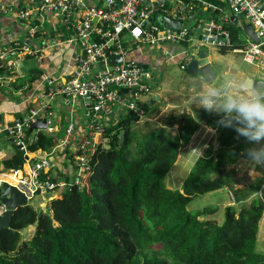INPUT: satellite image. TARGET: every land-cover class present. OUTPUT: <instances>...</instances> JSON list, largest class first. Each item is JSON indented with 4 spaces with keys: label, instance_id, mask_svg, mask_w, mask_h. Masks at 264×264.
Instances as JSON below:
<instances>
[{
    "label": "trees",
    "instance_id": "trees-1",
    "mask_svg": "<svg viewBox=\"0 0 264 264\" xmlns=\"http://www.w3.org/2000/svg\"><path fill=\"white\" fill-rule=\"evenodd\" d=\"M207 1L221 11L213 0ZM198 11L192 12V23ZM33 22L35 26L40 23L39 30L48 35L62 31L59 22ZM225 27L232 48L242 47L246 36L240 26L230 20ZM35 35L41 37L39 32ZM33 70L23 82L31 84L40 77L41 72ZM158 108L157 103L148 104L146 116L152 118ZM198 113L199 124L217 133L219 148L215 156L194 164L180 190L166 187L165 179L199 124L191 116L177 118L171 122L172 127L178 126L172 135L149 120L139 127L128 114L105 127L100 139L106 142L97 144L85 179L77 176L75 165L74 175L64 179L65 187L57 190L56 197L47 198L46 210L29 205L15 210L10 228L0 231V264H264V252L256 251L264 192L262 198L254 196L249 205L237 209L235 204L244 202L250 193L236 192L232 182V175L240 171L241 155L252 145L243 137L237 139L233 129L219 127L217 114ZM121 130L124 140L119 143ZM52 142V136L39 131L24 152L17 147L16 156L2 165L16 171L27 159L25 152L44 151ZM251 185L256 194L262 180H253ZM225 186L238 196L224 208L221 224L205 219L216 208L187 210L195 197ZM31 226L32 237L22 240L21 232Z\"/></svg>",
    "mask_w": 264,
    "mask_h": 264
},
{
    "label": "built area",
    "instance_id": "built-area-1",
    "mask_svg": "<svg viewBox=\"0 0 264 264\" xmlns=\"http://www.w3.org/2000/svg\"><path fill=\"white\" fill-rule=\"evenodd\" d=\"M21 2L14 0L7 5L6 13L16 10V18L38 23L58 19L62 31L48 35L45 30H39L40 23L33 26L28 42L12 41L1 49L0 70L14 71L21 57L41 60L58 53L63 55L69 47L79 44V53L74 56L70 72L62 74L64 80L57 83L47 78L37 98L50 102L62 97L81 102L88 126L74 149L73 157L78 167L77 176L81 178L86 175L87 163L107 126L103 120L108 121L116 110L131 114L137 123L146 118L141 101L153 95L149 84L154 80L151 69L158 67L142 56L152 55L154 51L161 59L159 68L172 63L185 70L189 62L198 58V50H235L244 63L254 66L264 77V51L261 48L264 44V0H229L234 18L251 23L260 40L254 43L247 39L236 49L232 48V38L225 27L230 21L228 17L222 21L207 20L200 34L193 35L196 28L191 22L192 12L199 7L217 9L205 0H99L98 4L92 0H25L23 8ZM162 15L181 21V28H163L157 23V18ZM38 32L41 37L35 35ZM127 43L132 47L127 48ZM168 46L176 51H171ZM116 56H121V62L107 63ZM101 62L104 64L100 65ZM50 113L42 116L38 110L32 109L28 115L0 127V138H6L11 145L25 151L26 131L42 118L47 117L48 123ZM101 121L104 127L100 126ZM74 128L75 124H70L66 131L68 136L72 135ZM51 172L50 156L43 154L30 168L31 182L21 181L19 184V190L27 200L34 195L44 196L46 200L56 197L57 190L65 187L54 179ZM5 211L6 207L0 203V217Z\"/></svg>",
    "mask_w": 264,
    "mask_h": 264
},
{
    "label": "crops",
    "instance_id": "crops-1",
    "mask_svg": "<svg viewBox=\"0 0 264 264\" xmlns=\"http://www.w3.org/2000/svg\"><path fill=\"white\" fill-rule=\"evenodd\" d=\"M16 1L25 2V0ZM92 1L94 4L99 3V0ZM2 2L11 4L14 2V0H0V3ZM169 3H171V1ZM213 3H215V5H217L221 9V11L217 12L214 10L206 9L204 7H199V17L197 19H194V22L192 24L193 27L196 28V31L193 32L194 36L200 34L202 26L207 20L213 19L215 21H222L225 17H228L231 21H233L232 18L234 16L229 8V0H213ZM23 7L24 5H21V8ZM16 13L17 11L15 10L14 12L5 13L4 16L0 15V50L8 44H11L12 41H28L29 32L32 27L35 26L33 21L20 20L19 18H16ZM48 21H51L55 24H58L59 22L58 19H49ZM235 25L239 26L238 23ZM247 39L249 38L243 37L244 41ZM32 43H34V41ZM168 47L171 51H176L174 47ZM69 48L63 55H60L58 53L52 57L50 56L51 58L47 57L41 60L25 59L18 61L17 72H5L3 77L0 75V125L11 123L15 119L24 116L26 112L32 109L38 110L42 116H46L48 112H51L52 116L51 118H49V122L47 123V130H42V132L48 136L53 137V145L51 148L45 149L44 151L39 150L34 153L25 152L27 157L26 164L22 168V170H20V172L16 173V175H14L13 173L5 172L6 169L2 165V162L15 157L18 148L11 145L4 138H0V183L5 182L10 185L19 184L20 176L27 172L29 168H31V164L39 159L43 154L50 156V159L52 161L51 173L56 181H58L57 179H59L60 183H63L65 178L72 177L74 175V149L84 137L88 126V119L83 111L82 104L78 100L74 102L68 98L62 97H56L50 102L45 99L37 98V94L44 89V84L47 78L54 81L57 79L65 78L61 74V72L68 70V68L73 64L74 56L79 51L78 45L75 44ZM209 49L210 48H204L202 50L207 51L209 61L216 76L214 82L211 83L212 85L218 84L227 79L229 75H236L237 73L249 76L255 80L264 79V77L259 76L260 71L252 65V72L244 69L241 70V67L237 64L234 58V54L238 56H240V54L235 52V50L227 51L228 53H221L219 50L212 48L220 54L219 57H215L211 54ZM156 53L157 52L153 51L152 55L148 54V56H142V59L150 60L151 62L152 59H154L156 63H151V65L159 68L161 59L159 58V56H155L157 55ZM62 57L66 58V61H61ZM29 68H33V71L41 72L40 77L31 84H29L27 80L23 82V80L28 76V71L30 70ZM198 76H196L191 81H201L203 84H207V82H205L201 76L197 78ZM220 76H222V78ZM191 81L186 82L185 80L180 79L178 80L177 85L180 86L183 83H187L186 85H188ZM149 84L152 87L154 93L150 97L143 98L141 101L142 105L144 106L145 104H150L152 99L155 98L156 100H154V103L151 104H161L164 97V86L156 83H154V86H152L151 82ZM171 92L176 93L174 91ZM164 98V103H166V97ZM167 105L169 107L168 102ZM125 114L126 113L124 111L116 110L115 114L112 115V117L108 121L103 120V122L106 125L116 124L122 119V117L125 116ZM156 114L157 113H155L152 118L146 119L153 122L156 119ZM42 119L45 120L44 118ZM70 124H75V128L72 135L68 136L66 131ZM99 124L100 126L104 127L102 121L99 122ZM39 131L41 130H35L31 134L28 133L27 137H25L26 143H30L34 139H36ZM19 150L21 149L19 148ZM21 151L24 152L23 150ZM10 175L15 176L16 183L9 181V177H11ZM4 176L6 178H4ZM82 177L83 179H85L86 175Z\"/></svg>",
    "mask_w": 264,
    "mask_h": 264
},
{
    "label": "rangeland",
    "instance_id": "rangeland-1",
    "mask_svg": "<svg viewBox=\"0 0 264 264\" xmlns=\"http://www.w3.org/2000/svg\"><path fill=\"white\" fill-rule=\"evenodd\" d=\"M22 5H24L23 2H21ZM9 4H6L4 2L0 3V7L2 8V11H0V15L4 16L6 13V6ZM28 42V41H26ZM22 43V42H21ZM42 43V40L40 41V45ZM32 44V42H31ZM127 48H131V44L127 43L126 44ZM41 47L39 46V49ZM143 50H148V48H144ZM211 54L214 55L215 57H219V53L215 50L210 48L209 49ZM1 51V50H0ZM208 51V49H207ZM228 53V52H227ZM241 56H238L234 54L235 61L237 64L241 67V70H248L252 72V66L249 64H246L242 61ZM23 58V57H21ZM18 58V61L19 59ZM28 58H24L21 60H25ZM20 60V61H21ZM152 63H155V60L152 59ZM31 69V68H29ZM153 78H155L152 82L151 85L154 86V83L156 84H161L164 86V91H163V96L166 97V100L169 104V107L167 105V102H165V98L163 97V102L159 104L158 110L155 112L157 113L155 115L156 119L152 122V124L160 126L162 128L166 127L169 133L172 135L177 134V129L178 126L174 125L173 127L171 126V122L177 121L180 117L182 116H191L195 119V121L199 124V111L203 110L201 108H198L195 104L190 105L192 98L197 94L199 91L200 87L202 86L201 81H191L195 77L191 76L188 74L187 70H183L179 68L177 64H169L165 65L163 68H155L151 69ZM0 72L5 73V72H10V71H2ZM13 72H17V69H15ZM30 71H28L29 74ZM34 75V73H33ZM31 76V74H30ZM259 76L263 75L260 73ZM198 76L197 78H199ZM222 78V76H220ZM183 79L186 82L191 81L188 85L186 84H181L180 86L177 85L178 80ZM64 80V78L57 79L55 82L60 83ZM264 80V79H263ZM171 91H174L176 93H172ZM190 105L191 111L194 115H191L187 111L188 106ZM147 107V105H144V108ZM30 113V110L26 112L24 115H28ZM128 115L125 114V116ZM124 116V117H125ZM123 118V117H122ZM148 118V116H146ZM144 118L140 122L136 123L139 127H142L147 119ZM178 118V119H177ZM10 124H3L0 125V127H4ZM171 126V127H170ZM105 129V128H104ZM209 128L206 127L203 124H199V128L195 131V135L193 134L191 140L189 141L188 145L181 148L179 152V156L177 158L176 163L174 164L173 169L170 171L168 176L165 179V185L171 190H180L183 180L187 176V174L191 171L193 168L194 164L199 160V159H208L212 156H215L219 145L217 142V133L208 130ZM7 140L6 138H4ZM7 142L10 143L9 140ZM106 141L101 140L99 143L104 144ZM210 148V149H209ZM193 150H199L201 153L200 156H198V153ZM211 154L206 155L208 152ZM26 161L22 168L25 166ZM33 163L31 164V166ZM22 168L16 170V171H8L6 170L5 172L13 173L16 175V173L20 172ZM237 168L240 170L238 172H235L232 175V182L234 183L233 188L236 190V192H243L247 193L249 192L250 195L249 197L242 203H236L235 207L239 209L240 206H247L249 205L250 201L254 198V196H258V198H262V194L264 192V187L262 188L261 192H257L256 194L253 193V188L251 185V182L256 179H261L262 180V185H264V169L258 170L261 174L253 176L249 173V162L247 160V157L245 155H241V164L237 166ZM23 173V172H21ZM262 176V177H260ZM20 182H31V174H30V168L27 172L22 174L19 178ZM59 181V179H57ZM2 184V183H0ZM20 184V183H19ZM19 184L15 185L19 189ZM22 193V192H21ZM25 196V195H24ZM238 194H234L232 190L229 189L228 186H225L221 188L220 190H217L215 192L207 193L204 195H200L195 197L187 206L188 211H198V210H203L206 207H213L217 209V212L214 215H209L205 217V219H211L215 220L216 223L221 224L223 221V212L224 208L228 205L234 204V200ZM28 205L38 209L42 207L47 208V202L48 200L45 199L44 196H38L34 195L27 200ZM200 220H203V218H200ZM259 231L257 235V244H256V251L258 252H264V213L262 215L261 220L259 221ZM34 233V227L31 226L27 228L25 231L21 232V238L22 240H28L32 237Z\"/></svg>",
    "mask_w": 264,
    "mask_h": 264
},
{
    "label": "clouds",
    "instance_id": "clouds-1",
    "mask_svg": "<svg viewBox=\"0 0 264 264\" xmlns=\"http://www.w3.org/2000/svg\"><path fill=\"white\" fill-rule=\"evenodd\" d=\"M193 104L210 114H217L219 127L233 129L237 139L243 137L252 145L243 155L249 162V173L253 176L261 174L258 170L264 169V83L229 75L218 84H202L192 98L190 105ZM190 105L187 111L194 115ZM208 130L215 133L214 129ZM193 151L201 155L199 150Z\"/></svg>",
    "mask_w": 264,
    "mask_h": 264
},
{
    "label": "water",
    "instance_id": "water-1",
    "mask_svg": "<svg viewBox=\"0 0 264 264\" xmlns=\"http://www.w3.org/2000/svg\"><path fill=\"white\" fill-rule=\"evenodd\" d=\"M234 21V24H239L240 28L242 29V32L254 43H259V38L254 30V27L251 23L245 22L243 19H235L232 18ZM157 23L161 25L165 29H180L182 26L181 21L174 20L172 17L167 16H159L157 18ZM262 50L264 51V44L261 45ZM122 58L121 56H116L108 59L107 63L112 65L115 63L121 62ZM104 62H101L100 65H103ZM187 72L189 75L196 77L200 75L205 82L212 83L215 80V73L212 68V65L208 58V53L206 50H198V58L195 60H192L187 65ZM236 75L242 76V77H248L252 80H255L249 76H245L243 74L237 73ZM260 83H264V80L257 79L255 80ZM155 99H152L151 103H154ZM35 130H47V123L46 120L37 121L35 123H32L30 127L28 128L27 132L31 134ZM119 143H121L124 140V130H121L118 134ZM0 203L6 207V211L3 214V216L0 217V231L3 229H9L10 228V221L11 218L15 212V210L19 207L27 206L28 202L26 197L23 193L18 189L15 185H10L8 183L3 182L0 184ZM47 208L44 207V210Z\"/></svg>",
    "mask_w": 264,
    "mask_h": 264
},
{
    "label": "bare ground",
    "instance_id": "bare-ground-1",
    "mask_svg": "<svg viewBox=\"0 0 264 264\" xmlns=\"http://www.w3.org/2000/svg\"><path fill=\"white\" fill-rule=\"evenodd\" d=\"M7 176V175H6ZM11 176V175H10ZM4 178H6L5 176H4ZM10 178V180L9 181H11V182H13V183H16V178H15V176L14 175H12L11 177H9Z\"/></svg>",
    "mask_w": 264,
    "mask_h": 264
}]
</instances>
